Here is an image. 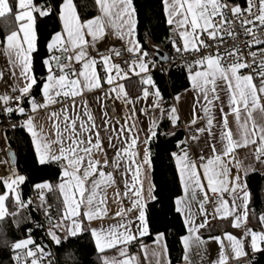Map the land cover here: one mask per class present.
<instances>
[{
	"label": "snow or ice",
	"instance_id": "obj_1",
	"mask_svg": "<svg viewBox=\"0 0 264 264\" xmlns=\"http://www.w3.org/2000/svg\"><path fill=\"white\" fill-rule=\"evenodd\" d=\"M140 7L0 0V264H262L264 0Z\"/></svg>",
	"mask_w": 264,
	"mask_h": 264
},
{
	"label": "trees",
	"instance_id": "obj_2",
	"mask_svg": "<svg viewBox=\"0 0 264 264\" xmlns=\"http://www.w3.org/2000/svg\"><path fill=\"white\" fill-rule=\"evenodd\" d=\"M137 4H138V7L143 5V7H140L141 19L143 20V17L145 15H151L150 6L155 4V0H137ZM152 23L155 25L157 21L154 19ZM40 31H41L42 37L47 34L46 23H41ZM157 31L160 33H163L164 28L161 26L160 28L157 29ZM165 52H167L166 49H165ZM160 84L162 88L165 87V84L163 81H160ZM170 90L171 89L168 88L166 89V92ZM25 163H27V161H25ZM165 165H166V161H165ZM157 175H158V178H160V169H157ZM249 184L256 196V204L254 205V207L259 209L261 205L264 204V178H261L258 174H255L249 180ZM178 228H179V224L177 223L176 229L178 230ZM145 241H148V240L146 239ZM170 249H171L172 264H178L180 248L174 237L170 239ZM262 264H264V260H262Z\"/></svg>",
	"mask_w": 264,
	"mask_h": 264
},
{
	"label": "crops",
	"instance_id": "obj_3",
	"mask_svg": "<svg viewBox=\"0 0 264 264\" xmlns=\"http://www.w3.org/2000/svg\"><path fill=\"white\" fill-rule=\"evenodd\" d=\"M4 62H5L4 58L0 57V67H2L4 65ZM187 111H188V104H187V102H183V112H184L185 115L187 114ZM245 152H246V150H245ZM245 152H241V159H245ZM145 242L147 243V242H150V241H145ZM214 248H215V245H213V249ZM132 251H136V249H132ZM107 254L108 255H113L114 253L109 252Z\"/></svg>",
	"mask_w": 264,
	"mask_h": 264
},
{
	"label": "water",
	"instance_id": "obj_4",
	"mask_svg": "<svg viewBox=\"0 0 264 264\" xmlns=\"http://www.w3.org/2000/svg\"><path fill=\"white\" fill-rule=\"evenodd\" d=\"M166 53V52H165Z\"/></svg>",
	"mask_w": 264,
	"mask_h": 264
}]
</instances>
